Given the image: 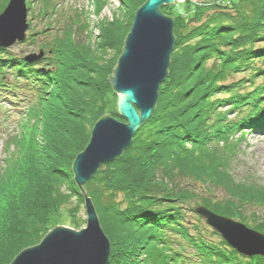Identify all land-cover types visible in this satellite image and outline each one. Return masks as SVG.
Returning <instances> with one entry per match:
<instances>
[{
	"label": "trees",
	"instance_id": "obj_1",
	"mask_svg": "<svg viewBox=\"0 0 264 264\" xmlns=\"http://www.w3.org/2000/svg\"><path fill=\"white\" fill-rule=\"evenodd\" d=\"M42 1L44 16H54V6ZM146 1L119 0L122 13L107 25L101 23L94 48L73 43L70 30L65 39L53 42L33 40L30 35L27 41L32 40L38 53H43L30 63L0 48L1 100L25 103L26 114L35 116L38 125L55 120L63 107L79 124L69 134L67 130L60 133L64 135L61 146L56 145L57 133L43 128V142L37 143L35 154L41 149L47 175L38 184H27L35 186L22 188L18 199L9 203L8 213L0 209V264H10L20 251L39 243L49 230L51 213L76 212L82 192L91 199L101 224L110 225L105 228L111 243L108 264H205L206 260L227 264L230 256H239L222 240L208 242L196 217V223L190 224L198 234L189 233L186 218L195 216L199 205L264 234L260 209L264 190L248 181L237 182L229 170L230 152L245 130L264 129V111H258L264 92L233 95L231 101L217 95L231 96L233 87L226 84L230 76L244 72L254 76L257 66L264 69V0L229 4L217 0L210 3L214 14L194 27L182 16L192 13L200 18L198 13L207 7L192 5L190 0L177 3L176 16L165 15L173 19L175 41L168 75L150 118L118 159L99 169L83 187L75 184L74 159L87 145L93 125L105 116L103 101L106 92L112 91L108 78L122 54L134 15ZM7 2L0 0V12ZM121 14L126 18L121 20ZM84 27L78 28L81 36ZM226 107L234 112L233 119L221 112ZM35 163L31 162L32 167ZM19 170L10 168L4 176L5 169L0 170V179L28 175L27 167ZM215 191L220 198L213 197ZM255 263L264 264V258Z\"/></svg>",
	"mask_w": 264,
	"mask_h": 264
},
{
	"label": "water",
	"instance_id": "obj_2",
	"mask_svg": "<svg viewBox=\"0 0 264 264\" xmlns=\"http://www.w3.org/2000/svg\"><path fill=\"white\" fill-rule=\"evenodd\" d=\"M182 1L147 0L136 11L122 54L108 78L118 95L117 114L124 122L105 115L93 125L87 145L76 155L72 165L78 187H83L105 164L118 159L141 125L150 118L159 87L168 75L175 41L173 19L163 15L160 8ZM27 29L25 0H9L0 13V48L24 41ZM41 56L42 52L31 54L25 60L31 62ZM83 199L86 228L78 231L62 226L52 228L38 244L20 251L10 264H108L110 241L100 226L91 199L85 193ZM194 213L239 255L264 258V234L202 205L196 206Z\"/></svg>",
	"mask_w": 264,
	"mask_h": 264
},
{
	"label": "rangeland",
	"instance_id": "obj_3",
	"mask_svg": "<svg viewBox=\"0 0 264 264\" xmlns=\"http://www.w3.org/2000/svg\"><path fill=\"white\" fill-rule=\"evenodd\" d=\"M2 1L6 2L8 0H2ZM48 1H50V5L54 6L55 8L52 12L54 13V16H47V15L44 16V11H42L43 10L42 7L44 4L42 0H26V5L28 9L27 10L28 30L26 31V39L22 42H16L13 46L8 48V51H10L11 55L16 57H24L28 54H38L39 51L38 47L34 46L35 44L34 45L31 44L32 40L31 42L27 41L30 35L33 37V40H42V41L44 40L47 42L49 41L53 42L54 39H58V40L65 39L66 37L65 34L69 32V30L71 31V35H72L71 39L73 40V43L77 42V44L79 43V46L82 45L84 46V44L87 45L89 43V46L91 48H94L96 42L99 41L98 40L100 37L99 26L101 25V23H103V25H107L108 23L112 22L113 19H115L116 15L122 13L119 0H48ZM184 1L185 0H183L182 2ZM233 1H237V0H219L218 3L224 2L229 4ZM189 2L190 4L195 6L203 5L204 7H207L203 9V11H200L198 13L200 18H196L195 14L192 13L182 16L183 20L187 22L188 26L190 27L198 26L200 25V23L202 24L209 17H211L216 11L214 8H210L212 5H214V4H210L213 2L198 3L194 0H190ZM98 3L100 5L99 6L100 9L98 12H96ZM177 3L178 2L172 5H167L164 9V12L162 11V14L176 16L177 14L176 5H178ZM119 17L121 20L126 18L124 14H121ZM82 25L85 26L84 27L85 31L81 36L80 32L78 31L79 30L78 28L81 27ZM257 67L259 68L255 71L254 76L252 74L249 75L248 72L230 76L227 79L226 84L229 85L228 87H233L231 89L232 92L229 94L231 96L224 95L226 92L225 93L220 92L217 93L219 99L225 101H231L233 95L245 97L250 93L256 94V93L264 92V79L263 77H261V74L264 73V69H261L260 66ZM79 77L80 80L83 79L82 75L78 76V78ZM79 97L80 96H78V100L79 99L81 100V98ZM1 99L2 98L0 97V170L5 169V172L2 174V176L7 174V171L10 168H15V167H18L20 169L19 171L25 170L27 167L26 175L28 174L27 176L24 175L20 176L21 174H17L16 176L10 175L8 179L7 178L0 179V185L3 183L1 186L2 190L0 192V209L3 211V213H8L9 203H14L18 199L19 194L23 193L25 189L24 187L26 186V188L29 189L30 186H35L32 184H29L27 186L29 182L38 184L44 180L43 174L45 173L47 175V171H46L47 162L45 163L42 154H40L41 149L38 150L37 154H35L37 143L42 145L43 141L40 138V136L45 135L44 130H46V132L54 131V133H57L56 136L57 138H59V140L56 142V145L61 146L60 141L63 143V138H64V135H62L63 130H67L69 134L70 131L72 132L71 129L73 128L76 129L79 124L77 125L74 124L73 122L74 116H71L68 113L70 109L68 108L69 109L68 110L66 107H63L61 109L58 108L57 110L58 115L56 114L55 120L53 118L48 122L46 121L47 123L44 121L45 123L43 125H38L34 118L35 116L34 117L32 116L33 117L32 119V117L26 114L29 108L28 106L27 108L26 105L23 103H20L19 105L18 104L14 105L7 100H1ZM117 99H118V95L113 90L112 91L108 90L106 92V96L104 98L103 106H102L103 113L105 115L111 116V114L117 113L116 111ZM230 109L231 108L229 107H226L225 109L222 108L221 112L226 113L228 118L233 119L232 117H234V112L230 111ZM258 111H260V113L264 111V102L259 106ZM58 124L60 125L57 127ZM54 125L56 126L54 127ZM43 128L45 129L43 130ZM245 131L246 132L244 137L240 138L237 142L234 143L235 150L230 152L229 155L231 158V163L229 166L230 174L234 179H236L237 182L244 183L248 181L249 183H252V185H256V187L264 190V129H261V132L256 131L255 129L245 130ZM42 138L45 137L43 136ZM46 141L50 143L49 139L48 140L46 139ZM58 146L56 147L58 148ZM51 159L54 158L51 157ZM34 161H36V163L32 167ZM31 167L32 169L30 170ZM197 187L202 193L203 188L201 186H197ZM83 193L84 192H82V204L80 205V207L77 209L76 212L67 213L65 211L60 210L57 212H53L49 215L48 225H47L48 226L47 228L49 230L57 226H62L77 231L81 230L82 228H86L87 216L84 209ZM213 197L220 198L221 193L215 191ZM260 209L261 211H264V206H261ZM249 211L252 212V209L250 208L245 212L246 216L249 215ZM188 215L189 216L186 218V221H187V226L190 229L188 230L189 233L196 235L198 234L194 232V230L192 229L193 225L190 224L192 221H194L193 223H196L195 222V217H196V219L200 221L199 223L200 233L205 237V239L208 242L218 243V241L221 240L218 234L215 233L216 235H212V233H214L212 229L209 226H207L204 223V221L199 219L196 214L195 216H193L192 214H188ZM16 217L17 215L14 216V218ZM250 219L251 218L248 217V220ZM99 223L103 232L105 233V228L107 226L109 228L110 225L105 224L106 226H104L103 224L105 222L101 224L100 220ZM112 235L116 237V233L114 232V229ZM174 241H175L174 243L179 242V239ZM188 250L190 249L188 248ZM191 250L194 251L193 249ZM241 256L242 255L230 256L229 259L227 260V264H256L255 262L257 260L260 261V259L263 258L260 256H252V257L244 256L245 257L244 258L243 256L242 257ZM195 262L196 260L194 261V263ZM205 264H218V263L214 262V260L212 261L206 260Z\"/></svg>",
	"mask_w": 264,
	"mask_h": 264
},
{
	"label": "bare ground",
	"instance_id": "obj_4",
	"mask_svg": "<svg viewBox=\"0 0 264 264\" xmlns=\"http://www.w3.org/2000/svg\"><path fill=\"white\" fill-rule=\"evenodd\" d=\"M172 52V51H171ZM169 62H170V58H169ZM170 64V63H169ZM111 245V244H110ZM111 249V248H110Z\"/></svg>",
	"mask_w": 264,
	"mask_h": 264
}]
</instances>
